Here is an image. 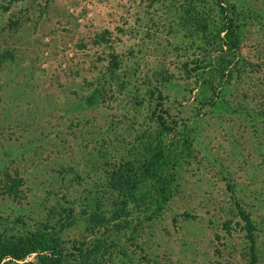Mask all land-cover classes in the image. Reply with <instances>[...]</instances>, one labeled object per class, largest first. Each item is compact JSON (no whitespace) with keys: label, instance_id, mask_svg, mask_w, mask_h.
I'll use <instances>...</instances> for the list:
<instances>
[{"label":"rangeland","instance_id":"rangeland-1","mask_svg":"<svg viewBox=\"0 0 264 264\" xmlns=\"http://www.w3.org/2000/svg\"><path fill=\"white\" fill-rule=\"evenodd\" d=\"M3 2L10 7L0 8V232L50 222L64 197L77 198V206L100 181V151L115 134L129 136L136 112L117 89L103 107L82 105L115 51L146 74L138 83L173 77L166 107L184 110L197 132L178 193L162 215L122 240L125 253L92 264H264V0H231L242 24L239 72L218 105L199 117L183 90L193 84L184 64L195 59L197 43L161 4ZM11 178L22 179L16 197L7 193ZM238 205L253 218L257 259ZM64 234L69 247L86 237L82 222Z\"/></svg>","mask_w":264,"mask_h":264},{"label":"trees","instance_id":"trees-1","mask_svg":"<svg viewBox=\"0 0 264 264\" xmlns=\"http://www.w3.org/2000/svg\"><path fill=\"white\" fill-rule=\"evenodd\" d=\"M3 3L0 8L9 9ZM157 3L162 5L164 16L175 17L193 44L197 43L195 59L184 64L187 76L194 77L193 84L187 82L183 90L196 102L193 111L199 117L218 105L239 72L242 24L238 11L231 0H150L149 5ZM158 16L164 17L162 13ZM170 27L173 29L172 24ZM127 60L112 52L82 105L84 109L92 103L102 106L109 92L117 89L129 109L136 112L126 129L129 136L120 138L115 134L100 151L101 159H105L100 181L88 189L77 206V198L66 197L58 201V207L53 206L49 221L60 215V224H39L21 234L0 232V264H92L113 260L119 251L125 253L122 240L142 233L146 223L162 215L177 195L179 173L193 153L197 125L189 123L184 110L174 113L166 107L165 91L175 81L173 77L162 73L158 85L151 81L138 83V78L146 74L136 65H128ZM115 127L119 128L120 123ZM11 180L7 193L16 197L22 179ZM237 208L244 222L242 228L249 235L251 256L256 258L253 218L243 206ZM81 222L86 237L69 247L64 231Z\"/></svg>","mask_w":264,"mask_h":264}]
</instances>
